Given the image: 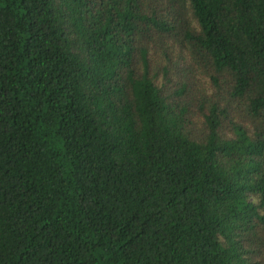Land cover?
Here are the masks:
<instances>
[{"label":"trees","instance_id":"obj_1","mask_svg":"<svg viewBox=\"0 0 264 264\" xmlns=\"http://www.w3.org/2000/svg\"><path fill=\"white\" fill-rule=\"evenodd\" d=\"M0 264H264V0H0Z\"/></svg>","mask_w":264,"mask_h":264}]
</instances>
